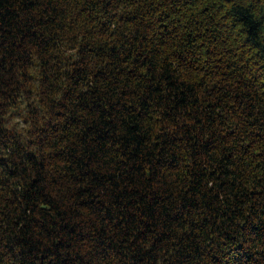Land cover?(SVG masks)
Wrapping results in <instances>:
<instances>
[{
  "label": "trees",
  "instance_id": "1",
  "mask_svg": "<svg viewBox=\"0 0 264 264\" xmlns=\"http://www.w3.org/2000/svg\"><path fill=\"white\" fill-rule=\"evenodd\" d=\"M0 264H264V0H0Z\"/></svg>",
  "mask_w": 264,
  "mask_h": 264
}]
</instances>
